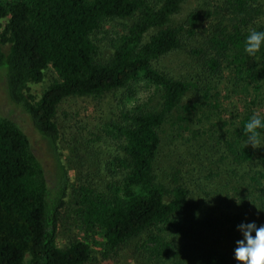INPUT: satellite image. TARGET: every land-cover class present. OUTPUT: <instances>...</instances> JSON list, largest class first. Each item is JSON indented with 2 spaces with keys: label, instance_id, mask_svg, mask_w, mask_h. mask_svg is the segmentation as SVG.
I'll return each instance as SVG.
<instances>
[{
  "label": "trees",
  "instance_id": "16d2710c",
  "mask_svg": "<svg viewBox=\"0 0 264 264\" xmlns=\"http://www.w3.org/2000/svg\"><path fill=\"white\" fill-rule=\"evenodd\" d=\"M188 1L0 0V74L10 101L30 118L55 161L49 169L30 137L13 120L0 117V264H89L93 246H100L105 258L130 249L135 264H184L187 252L190 258L191 240L187 246L179 244L194 230L218 232L223 239L213 244L212 236V243L196 255L198 264H238L228 249L232 238L241 234L237 226L247 221L224 206L222 197L230 200L231 193L222 191L210 204L192 201L196 190L185 178L189 171L184 163L178 161L166 174L158 163L166 123H190L185 116L197 115L205 104L210 108L207 117L219 112L218 89L230 70V85L244 104L242 115L237 121L218 117L217 131L194 133L189 141L197 147L205 141L211 151L205 157L200 151L188 153L186 161L193 162L194 171L203 169L207 181L233 180L237 200L263 194L264 153L245 147L243 127L254 112L261 116L264 103V47L255 57L244 52L249 30L264 31V0H226L213 10L204 43L191 51L202 61L205 74L215 78L209 85L194 78L175 80L154 67L182 49L186 36H201L204 17L210 15L200 10L174 25V17ZM116 20L132 23L119 33L112 58L101 61L96 35ZM50 71L57 80L40 98L34 96L32 87L42 85ZM142 81L154 89L160 110L137 102L129 107L124 100L136 99L134 86ZM199 87L205 91L201 105H183L185 96ZM122 91L127 92L119 97ZM106 97L113 102L107 104L111 109L103 112L101 123L121 151L107 165L108 177L115 179L103 188L71 189L60 159L58 107L71 98H90L100 106ZM113 104L118 105L116 110ZM70 194L79 223L92 237L62 250L58 229Z\"/></svg>",
  "mask_w": 264,
  "mask_h": 264
},
{
  "label": "rangeland",
  "instance_id": "374dc122",
  "mask_svg": "<svg viewBox=\"0 0 264 264\" xmlns=\"http://www.w3.org/2000/svg\"><path fill=\"white\" fill-rule=\"evenodd\" d=\"M150 1L156 4L160 2V0ZM225 1L226 0H189L185 3L179 14L174 17V25L178 26L183 24L191 13L200 10L203 15H210L207 18L204 17L200 29L201 36L197 39L188 38L186 36L183 39V48L173 51L160 59L154 64L155 69L175 80L189 81L191 78H194L195 81L200 80V85H209V83L215 81L214 77L211 78L205 74L202 61L198 57H194L191 51L200 49L205 40L203 38L206 35V29L211 26L209 22L214 19L211 14L222 6ZM215 18H218V16H215ZM131 23L132 20H116L106 24L103 30L96 35L98 59L101 61H108L112 58L114 54V43L119 33L123 32ZM200 75L202 79H198ZM231 75V71L227 70L223 83L218 89L221 93L220 99L222 108L219 112H216L217 115L213 112L207 117L206 113L209 112L210 108L206 104L204 106L200 104L203 99V93L205 92L203 87H199L185 96L182 103L183 105L192 106L198 103L201 106L199 111H197V115L185 116L190 123H179L177 120H175L177 125L173 124V120L172 122L166 123L162 131L163 144L158 169L162 171V174H166L167 171L176 167L178 161L184 163V167L189 171L185 175V178L189 181L191 189L196 190V192H192V201L210 204L217 199L219 193L222 191H224L223 193H227L229 191L232 198L228 200L225 196L222 197L225 202L224 206L228 207V210L243 214L246 217L247 223L254 222L259 227L264 225V191L261 190L260 192H263V194L257 193L256 196H253L250 200L244 198L240 199L241 203L238 205L237 195L232 192L233 188L236 187V183L233 180L230 181L224 177L207 181V173H201L203 169L194 171L192 170V166H190L193 162L186 161L188 153L200 151L202 155L204 153L205 157V155L211 151V148L205 145V141H203V146L201 147H197L198 144L195 141H189L193 140L195 137L194 133H210L214 129L215 123L218 122V117L225 120L234 117L237 121L238 117L242 115L244 104L240 101L241 97L236 94L235 90L230 85L233 78ZM56 80V75L52 71L48 72L47 78L42 85L32 87V94L40 98ZM134 87L136 89V99H124L129 107L137 102V104H146L147 107L152 110H160L161 101L155 96L153 88L148 87L147 83L144 81L136 84ZM126 92L127 91L119 92V97H124L121 95H124ZM112 100L111 97H106L99 106L98 101L90 98H71L65 100L58 107L55 121L61 135L60 159H62L69 172L71 189L78 186L91 185L103 188L109 181L115 179L108 177L107 165L113 157L121 153L119 148L120 144L116 142L115 139L105 134L103 130L104 125L101 123L100 119L105 110L111 109L107 104L113 102ZM116 106L118 105L113 104L112 109L116 110ZM106 113L109 115V112ZM260 113L261 116L264 117V103L260 108ZM176 114L177 113H175L172 118ZM223 114H225L224 116L226 117H223ZM0 117L13 120L14 123L30 137L37 149L38 155L44 160L45 164H47L46 166L49 169L54 168L55 161L50 145L42 140L34 131L30 118L25 115L18 106H15V104L10 101L2 74H0ZM108 120L109 118L104 116V122ZM201 120H203L202 124H200ZM214 130L217 131L216 129ZM257 150L264 153V142H262L261 148ZM258 163L255 164L256 170ZM195 166L197 168L201 167L197 164ZM261 167L263 166L261 165ZM186 170H184V174ZM249 170L250 167L244 169L245 172ZM215 173L218 174L219 171L215 170ZM199 184H201L199 187H195ZM259 190H257V192ZM75 211V199L73 194H70L66 207L62 211L58 229L57 244L62 250L67 249L74 241H84L85 238L92 237L85 232L81 223H79ZM253 235L255 234L253 233ZM178 236L182 237L183 235L180 234ZM212 236L213 244H216L218 240H223L218 232L205 233L204 231L196 230L191 232L190 239L187 237L182 240L179 244L180 247L184 245L187 246L190 240L192 245L190 258H188V252L186 251L187 262L184 264H198L195 257L197 254H202L205 247L212 243ZM242 238V234H238L233 237L232 242H230V245H233L228 249V253L233 260H236L234 256V250L237 247L236 242ZM96 240L101 241L98 237H96ZM217 245L219 246V244ZM101 251L100 246H93V260L89 264H135L130 249L117 254V256H112L111 258H105Z\"/></svg>",
  "mask_w": 264,
  "mask_h": 264
},
{
  "label": "clouds",
  "instance_id": "9594fccd",
  "mask_svg": "<svg viewBox=\"0 0 264 264\" xmlns=\"http://www.w3.org/2000/svg\"><path fill=\"white\" fill-rule=\"evenodd\" d=\"M264 47V31L250 29L244 40V52L249 57H255ZM264 118L253 113L244 124L243 134L247 138L245 147L251 145L253 148H261L264 142ZM241 201L237 200L239 205ZM242 234L234 250V256L238 264H264V225L257 226L252 223H241L237 226ZM253 233L255 235H253Z\"/></svg>",
  "mask_w": 264,
  "mask_h": 264
}]
</instances>
